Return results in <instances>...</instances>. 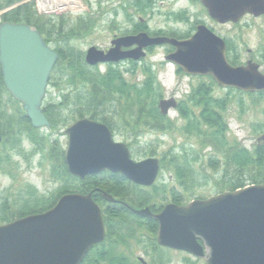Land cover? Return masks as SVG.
Instances as JSON below:
<instances>
[{"label":"water","instance_id":"obj_1","mask_svg":"<svg viewBox=\"0 0 264 264\" xmlns=\"http://www.w3.org/2000/svg\"><path fill=\"white\" fill-rule=\"evenodd\" d=\"M218 23H237L245 15L264 14V0H200ZM168 44L174 51L165 59L194 76H211L224 88L263 92L264 73L253 61L233 65L225 40L205 24L185 39L152 37L146 32L116 37L107 50L90 47V66L139 61L151 46ZM58 53L34 27L24 23L0 24V64L4 84L19 101L35 128L50 122L43 100ZM163 114L177 107L175 98L161 99ZM65 159L70 173L80 179L103 170L121 172L133 182L151 186L160 171L156 157L136 162L125 143L116 142L110 128L82 118L68 129ZM2 141L0 123V142ZM264 143V134L260 137ZM108 202L117 201L104 192ZM159 222V245L191 253L206 264H264V184L222 192L186 205L167 204L158 213L149 207L134 209ZM106 229L101 206L92 193H68L46 212L0 225V264H81L90 249L104 241Z\"/></svg>","mask_w":264,"mask_h":264},{"label":"rangeland","instance_id":"obj_2","mask_svg":"<svg viewBox=\"0 0 264 264\" xmlns=\"http://www.w3.org/2000/svg\"><path fill=\"white\" fill-rule=\"evenodd\" d=\"M32 4L34 3L32 0ZM57 3L56 0H52ZM73 4L62 8V11H54L50 13H42L49 15H41L45 20H51L55 27L56 34L52 39L62 35L63 44L70 43L72 48L77 52H83L84 57L86 51L92 47L105 49L111 45V41L116 35H128L135 32L136 23L143 18L147 24L148 33L151 35H168L177 39H185V35L192 33L198 24H206L217 34L223 36L227 43L231 45V55L235 56L238 63L246 62L251 56L253 60L261 66V71L264 73V15L252 16L247 15L236 24H219L210 18L206 9L199 0H157L154 8L147 11L146 14L137 13L136 9L126 7L129 2L134 0H69ZM38 0H35L37 5ZM78 3V5H74ZM64 5V4H63ZM38 8V6H37ZM36 9V7H35ZM37 11V10H36ZM39 14V13H38ZM90 14L96 20V25L87 34L86 38L67 39L64 35L67 28L64 25V31H60L59 18L66 20H79L80 17ZM40 15V14H39ZM187 38V37H186ZM173 48L169 45L153 48L138 67H134L131 63L122 62L118 66L124 72L128 80L142 83L145 75L142 72V66L150 64L157 82L159 90L162 92L161 99H169L175 97L181 103L187 100V96L191 93V88L197 86L200 82H209L207 76H191L185 72H178V66H173L165 56L171 52ZM173 52V51H172ZM105 65L100 66L101 72H104ZM137 70L136 74L131 73V70ZM129 70V71H128ZM57 84V85H55ZM218 85V84H217ZM215 86L214 94L216 97H228V109L226 117L230 126V140H237L252 149L256 143L260 141V137L264 134V98L259 97L257 93L252 95L242 93V91L234 88H224ZM65 79H61L58 73L51 78V85L46 94V103H52L58 107L64 115H69L68 123H62L61 131L66 130L75 120L72 116V110L76 108L68 107L66 103L60 104L62 97L67 94L69 88ZM74 87L71 86V90ZM160 99V100H161ZM187 102V101H186ZM110 103L104 104L102 109L111 110ZM114 106V104L112 105ZM123 112V110H117ZM0 112L2 117L0 121L2 126L8 127V136L3 137L0 144V156H9L10 160L5 161L0 165V224L4 214L1 212V207L5 204L10 215H17V210L24 205L25 200L45 199L48 202L50 198L59 193L66 184L78 186L79 182H67L59 177V174L52 172L58 170L61 160H51L49 157L37 151L33 141L29 137V127L27 124L18 123L16 120L20 114H23L21 105L15 104L11 99L10 94L3 90L0 92ZM112 114L110 113L109 116ZM64 119V117H62ZM72 119L70 122L69 120ZM170 120L174 122V129L166 132H156L148 128L142 132L141 136L132 144V152L136 158L146 156L163 157L164 153L172 148L179 149L178 146L185 145L200 150V145L196 138L186 136L181 132V127L185 123L184 119L173 110L170 112ZM126 120V119H125ZM129 124L131 120H129ZM150 122V121H149ZM24 132L20 135L19 133ZM40 136L50 137L47 142L50 147L51 138L58 136V132H52L50 136L49 128L39 129ZM9 135H12L9 138ZM123 135H119L120 140H125ZM17 139L18 144L12 145V140ZM60 144L65 150L67 145V136H61ZM196 150L194 151L195 153ZM204 155L208 158V150L204 151ZM197 169L200 163H197ZM211 171V169H208ZM59 177V178H58ZM172 170L164 169L162 176L153 188L147 189L145 192L131 190L126 198H132L135 202H139L142 196L150 197V202H157L158 207H162L172 201V192L183 194L184 187L175 180ZM192 195L191 192L186 196L191 200V197L209 198L218 195V188L210 181L207 184L195 188ZM186 193V192H185ZM188 203V202H187ZM5 206V207H6ZM13 219V218H12ZM145 246L134 245V258L142 257L148 263L154 260L153 249L150 248L152 241L149 235L143 237ZM149 253V254H148ZM172 262L168 264H206L204 260H197L191 255V263L186 260L184 253H171ZM90 261V260H89ZM147 263V264H148ZM91 264V262H90ZM94 264V263H93ZM101 264H109L103 260Z\"/></svg>","mask_w":264,"mask_h":264},{"label":"trees","instance_id":"obj_3","mask_svg":"<svg viewBox=\"0 0 264 264\" xmlns=\"http://www.w3.org/2000/svg\"><path fill=\"white\" fill-rule=\"evenodd\" d=\"M26 0H0V8H3L9 4L16 3L15 11L11 15H7L8 20L14 23H26L34 26L42 32L49 30L51 38L54 37L53 33H56V29H51V20H45L35 9L34 3ZM157 0H134L129 2L126 7L136 9L137 13L146 14L147 11H151ZM80 17L79 20L71 21L65 18H59L60 31L65 32L64 25L67 28L65 37L67 39H79L86 38L87 34L96 25V20L89 16ZM135 32L148 31L147 24L139 21L136 23ZM194 30V29H193ZM191 33L185 35V38L190 36ZM61 55L60 60L56 64L53 72V76L58 73L61 79H65L69 85L68 92L62 97L60 104L66 103L68 107L76 108L72 110V116L77 118L90 117L101 122H104L111 128H114L115 124L121 127V124H117L115 117H110L109 114H115L117 110H105L102 109L104 104L110 103L120 106H147L149 109L130 110L128 124L132 131L137 132L141 127L148 128L156 132H166L174 129V122L166 119L158 111V104L163 97L162 92L158 86L154 76L152 66L145 64L142 66V72L145 75V79L142 83H134L128 80L124 72L116 67V65L109 63L105 67L104 72H101L99 66H90L86 63L84 53L75 51L70 43L60 45ZM152 50V49H151ZM231 45L228 43V60L238 65L235 56L231 55ZM134 67H138L139 63L130 61ZM118 66V65H117ZM178 72L184 71L178 68ZM129 71V70H128ZM137 70H131V73L136 74ZM209 82L202 81L197 86L191 88V93L187 96V100L180 104L179 114L184 119L185 123L181 127V132L188 137L196 138L200 145V150H196L185 145L178 146L176 150L172 148L168 152L164 153L161 157L162 170L168 169L174 172L175 180L184 187L183 194L172 192V201L177 204H184L190 201L186 196L195 191L198 186L207 184L210 181L218 188L219 192L234 191L239 188H243L251 184H264V143L259 141L254 145L252 149L248 148L245 144L237 140H230V126L226 117L228 109V103L230 100L228 97L220 98L214 94V87L217 83L210 76ZM57 85V84H55ZM71 86L74 87L71 90ZM218 86V85H217ZM244 93V92H242ZM252 95L253 93H246ZM259 97L264 98V92L257 93ZM11 96V95H10ZM11 99L15 104L21 105L20 102L15 100L12 96ZM187 101V102H186ZM22 107V106H21ZM43 111L50 121V136L52 132H58V136L51 138V145L49 147L47 140L48 136H40L38 134L39 129L34 128L22 108L23 114H20L17 118L18 123L27 124L29 127V137L33 141L37 151L45 153L49 159H60L61 163L57 171L52 170L53 173L59 174V177L69 182H79L78 186L66 184L57 193L54 198H50L48 202H44L45 199H37L36 201L29 199L25 200L24 205L17 210V215L11 216L6 208V204L1 207V212L4 214L2 217V223H8L15 219L35 214L42 213L52 208L61 196L71 192L89 193L92 192L94 200L99 203L103 208L105 224H109L110 219L114 217H128L139 219V216H135L132 212H127L126 208L119 206L118 204H111L105 202L102 192L98 189L102 187L108 190L107 192L113 195L118 200L131 202L135 205V200L128 199L131 190H138L131 182L128 181L129 186L121 187L119 189L109 190L106 186V178L101 174H93L87 176L81 180L72 176L65 162V150L60 144V139L63 134L61 131L62 123L65 125L68 123L69 115H64L61 110L58 109L52 103L44 102ZM151 115L144 117L143 115ZM0 117L2 113L0 112ZM64 117V119L62 118ZM3 118V117H2ZM72 119L69 120V122ZM150 121V122H149ZM124 125V124H123ZM3 137L8 136V127L3 125ZM20 135L24 132L19 133ZM12 135H9L11 138ZM18 140H12V145L16 146ZM196 150L197 153L194 151ZM208 150V158L204 155V151ZM10 157L0 156V165L5 161H9ZM197 163H200V167L197 169ZM208 169H211L209 171ZM58 177V178H59ZM156 186V185H154ZM154 186L152 187L154 189ZM135 187V188H134ZM129 191V193H128ZM144 190L143 192H145ZM142 192V191H141ZM198 197H191L196 199ZM150 197L142 196L137 202L139 206L150 205L152 208L160 210L162 207L157 206V202L151 203ZM6 206V207H5ZM13 218V219H12ZM154 222V221H152ZM108 227V226H107ZM157 230V229H156ZM155 231L153 235L155 236ZM132 236H138V231H132ZM113 237V233H110L108 228L107 238L104 242L110 241ZM128 236L119 234L120 239H125ZM107 260L109 264L117 263L116 253L112 252V249L106 245L102 247L96 245L87 254L82 264H93L92 259ZM90 260V261H89Z\"/></svg>","mask_w":264,"mask_h":264},{"label":"flooded vegetation","instance_id":"obj_4","mask_svg":"<svg viewBox=\"0 0 264 264\" xmlns=\"http://www.w3.org/2000/svg\"><path fill=\"white\" fill-rule=\"evenodd\" d=\"M16 7H17V4L16 3H12V4H9V5L5 6V7H3V8H0V24L2 22H12V21L8 20L7 15L8 14L11 15L15 11ZM247 15L255 16L253 14H247ZM247 15H245V16H247ZM263 15H261V16H263ZM261 16H259V17H261ZM139 20L141 22H144L143 18H139ZM219 24H221V23H219ZM226 24H228V23H226ZM232 24H236V23H232ZM198 25H196V27ZM196 27H195V29L193 30V32L191 33L190 36H192L195 33ZM207 27H209V26H207ZM50 28L51 29H55L54 26H52ZM36 29H38V28H36ZM49 30L42 32L41 30L38 29V31L41 33V35L43 36V38L46 41V43L54 51H56L59 54V58H58V62H59L60 55H61V49H60L61 46L60 45L63 44L62 35L61 36L59 35L57 37V39H52L51 36H50V33L48 32ZM141 32L148 33L147 31H139V32H134L132 34H128V35H133V34H137V33H141ZM213 32H215V31H213ZM53 34L55 35L56 33H53ZM149 35L152 36V37H159V36L173 37V36H168V35H151V34H149ZM217 35H219V34H217ZM121 36H124V35H121ZM190 36H188V37H190ZM219 36H221V35H219ZM116 37H119V36L116 35L115 38ZM221 37L225 40V42L227 44V52H228L227 40L223 36H221ZM115 38H113L112 41ZM112 41H111V43H112ZM165 45H168V44H165ZM162 46H164V45L153 46V47L147 48L146 49L147 54H149V51L151 49L162 47ZM109 47H111V45ZM109 47L105 48V50H107ZM172 51H174V48H173V50H170L169 52H172ZM130 61H134V62H137V63L140 64V62H142L143 59H140L139 61H135L133 59H125V60H122L120 62L112 63V64L117 66V65H119L122 62L130 63ZM248 61L255 62L253 60V56H251L246 62L239 63L238 65L246 64ZM169 63L172 64L173 66H177L174 63H171V62H169ZM255 63H258V62H255ZM107 64H109V63H107ZM107 64L106 63L105 64H99L98 66L99 67L101 65L107 66ZM260 69H261V66H260ZM53 72H54V69H53V71L51 73L52 74L51 78L53 76ZM188 75H190V74H188ZM191 76H194V75H191ZM51 78H50V81H49V86L51 85ZM133 82L134 83H139V82H135V81H133ZM49 86H48V88H49ZM3 90H6L8 92V90H7V88H6L5 84H4V76H3L2 67H1V64H0V92L3 91ZM172 98H175V97H172ZM176 101H177V107L176 108H171L167 114H163L161 112V109H160L159 104H158L159 113L161 115H163L166 119L170 120L169 119L170 118V112H171V110H173L180 117L179 107H180V102L181 101H179L178 99H176ZM108 109H111V110H123V112H121V113L117 112V113L111 115V116H113V117H115L117 119V124L118 125L121 124V127H118L116 124H115L114 128H111L107 124L106 125L110 128V130H111V132L113 134V138H114V140L116 142L125 143L130 148L132 159L134 161H136V162H139V161H143L145 159L151 158V157H155V156H146V157H143V158H136V156H134L135 154L132 152V147L131 146H132L133 143L136 142V139L141 136L142 132H145L147 130L145 129V127H141L137 132H135V131H132L130 126L128 125L129 124L128 118L130 117V114H128V112H130V110L149 109V107H147V106H133V107H130V106H127V105H125V106H120V105L112 106L111 105V108H108ZM143 116L144 117L150 116V119H151V115L145 114ZM78 119H81V118H77L76 120H78ZM101 123H104V122H101ZM67 129L63 131L62 136H67V143H68ZM120 134L125 137L124 138L125 140H120L119 139V135ZM158 159L160 161V171H159V174H158V176L156 178L155 183L153 185H151V186L139 185V184L133 182L132 180H130L129 178H127L121 172H113V171H110V170H103V171L97 173V175L101 174V176H104L106 178V186L108 187L109 190H111V189H115L116 190V189H119L121 187L129 186V183H128V181H129L132 184H134V186L137 187L138 190L144 191V190H147L149 188H152L158 182L159 178L162 176V171L163 170L161 169L162 168V166H161V158H158ZM65 162H66V159H65ZM66 165H67V163H66ZM67 169H68V166H67ZM68 171H69V169H68ZM98 189L102 192V195H103L104 192L108 191L106 189H103L102 187H99ZM105 202H107V201L105 200ZM109 203L118 204L119 206H122V207L126 208L127 212H132L133 214H135V216L136 215L139 216V219H135V218L131 219V218H128V217H114V218L110 219V222H108L109 223L108 225L105 224V228H106V237H105V239L107 238L108 228L110 230V233H113V237H112V239L110 241H107V242H104V243L101 242V243H98L97 245H100L101 247L103 245H106V246L110 247L112 249V252L116 253L117 263L119 262V264H147L148 262L146 260H144V258H142V257H136V259H135L134 258L135 253H133L134 251L132 250L134 245H136V244L139 245V246H141V245L145 246L143 237L145 235H147V234L149 235V239L152 241V243H150L149 246H150V248L153 249V253L155 255L154 256L155 257L154 260L152 262H149L148 264H168V263H171L172 262V257H173L171 253H178V252L186 254V257H187L186 260H188L191 263V255H192L191 253L183 251V250H177V249H173V248H169V247H163V246L159 245L158 240H157L159 222L156 219L148 218V217H142V216L138 215L134 211V209H143V208L149 207L150 210L153 213L158 214L164 209V207L167 204H170V203L177 204V203L168 202L165 205H163L160 210H158V209H156L154 207L152 208L150 205L139 206V204L137 202L135 203V205H133L131 202L129 203V202L123 201V200H117L115 202H109ZM185 204L186 203L178 204V205H185ZM152 221H154V222H152ZM155 230H156V232H155V236H154L152 231H155ZM132 231H138L139 232L138 236H132V234H131ZM119 234H123V235L128 236V237L122 240V239L119 238ZM192 256L195 257L194 255H192ZM196 259L197 260H204V259H200V258H196ZM103 260H105V259H103ZM103 260H97L96 258H94V259H92V262L94 264H101L103 262ZM105 261H107V260H105Z\"/></svg>","mask_w":264,"mask_h":264},{"label":"built area","instance_id":"obj_5","mask_svg":"<svg viewBox=\"0 0 264 264\" xmlns=\"http://www.w3.org/2000/svg\"><path fill=\"white\" fill-rule=\"evenodd\" d=\"M57 3L55 1L52 0H38L37 2V6H38V10L42 13H47V12H54V11H62V8H66L68 5L71 4V1L67 2V6H64L63 4L58 3L59 0H56ZM68 1V0H67ZM61 3H63L62 1H60Z\"/></svg>","mask_w":264,"mask_h":264},{"label":"bare ground","instance_id":"obj_6","mask_svg":"<svg viewBox=\"0 0 264 264\" xmlns=\"http://www.w3.org/2000/svg\"><path fill=\"white\" fill-rule=\"evenodd\" d=\"M60 1H62L63 3H61ZM67 2H69V0L67 1V0H59L58 1V3H60V4H64V6H67Z\"/></svg>","mask_w":264,"mask_h":264}]
</instances>
